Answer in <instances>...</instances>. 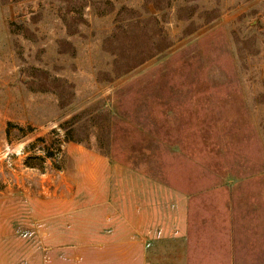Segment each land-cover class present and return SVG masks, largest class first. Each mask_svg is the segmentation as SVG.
Here are the masks:
<instances>
[{
  "label": "rangeland",
  "instance_id": "rangeland-1",
  "mask_svg": "<svg viewBox=\"0 0 264 264\" xmlns=\"http://www.w3.org/2000/svg\"><path fill=\"white\" fill-rule=\"evenodd\" d=\"M231 247L264 264V0H0V264Z\"/></svg>",
  "mask_w": 264,
  "mask_h": 264
},
{
  "label": "crops",
  "instance_id": "crops-1",
  "mask_svg": "<svg viewBox=\"0 0 264 264\" xmlns=\"http://www.w3.org/2000/svg\"><path fill=\"white\" fill-rule=\"evenodd\" d=\"M193 206H194V204H193ZM185 226H186V234L183 235V236L187 237V241L189 243V237L191 235V233H190L191 229L189 227L188 221L186 222ZM222 250L223 251H220L219 249H214V251H212L213 253L211 251H209V253H208L209 256L204 255V257H202L204 259L200 258L203 263H196V264H232V262L234 261L233 258H232L234 256L233 247H231V249L229 251V253H230L229 255L230 256L228 255V251L227 250H225V249H222ZM187 260H190V259H187Z\"/></svg>",
  "mask_w": 264,
  "mask_h": 264
}]
</instances>
